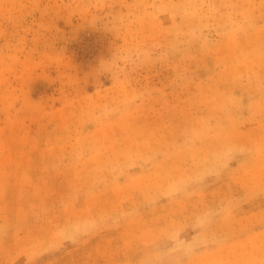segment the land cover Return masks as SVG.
Returning a JSON list of instances; mask_svg holds the SVG:
<instances>
[{"label": "rangeland", "instance_id": "1", "mask_svg": "<svg viewBox=\"0 0 264 264\" xmlns=\"http://www.w3.org/2000/svg\"><path fill=\"white\" fill-rule=\"evenodd\" d=\"M0 264H264V0H0Z\"/></svg>", "mask_w": 264, "mask_h": 264}]
</instances>
